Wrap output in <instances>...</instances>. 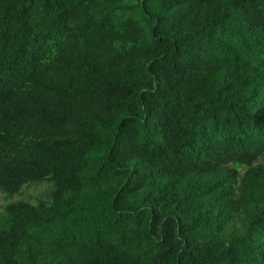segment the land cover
<instances>
[{
    "label": "trees",
    "instance_id": "trees-1",
    "mask_svg": "<svg viewBox=\"0 0 264 264\" xmlns=\"http://www.w3.org/2000/svg\"><path fill=\"white\" fill-rule=\"evenodd\" d=\"M24 184L0 264H264V0H0Z\"/></svg>",
    "mask_w": 264,
    "mask_h": 264
},
{
    "label": "rangeland",
    "instance_id": "rangeland-1",
    "mask_svg": "<svg viewBox=\"0 0 264 264\" xmlns=\"http://www.w3.org/2000/svg\"><path fill=\"white\" fill-rule=\"evenodd\" d=\"M20 190L18 192L13 193L12 195H8L6 192L0 191V211L6 203L18 201L30 195L34 197L38 196L42 192L43 187L24 184L20 188Z\"/></svg>",
    "mask_w": 264,
    "mask_h": 264
}]
</instances>
